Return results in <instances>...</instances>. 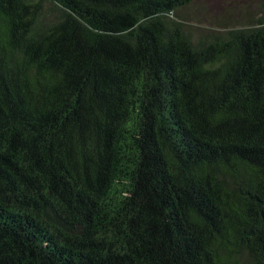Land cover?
<instances>
[{
  "label": "trees",
  "instance_id": "1",
  "mask_svg": "<svg viewBox=\"0 0 264 264\" xmlns=\"http://www.w3.org/2000/svg\"><path fill=\"white\" fill-rule=\"evenodd\" d=\"M193 0H0V264H264V18Z\"/></svg>",
  "mask_w": 264,
  "mask_h": 264
},
{
  "label": "rangeland",
  "instance_id": "2",
  "mask_svg": "<svg viewBox=\"0 0 264 264\" xmlns=\"http://www.w3.org/2000/svg\"><path fill=\"white\" fill-rule=\"evenodd\" d=\"M192 24L217 25L222 21L241 24L246 14L264 18V0H193L187 8Z\"/></svg>",
  "mask_w": 264,
  "mask_h": 264
}]
</instances>
